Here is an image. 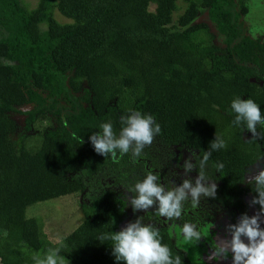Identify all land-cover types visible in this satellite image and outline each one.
<instances>
[{
	"label": "trees",
	"instance_id": "obj_1",
	"mask_svg": "<svg viewBox=\"0 0 264 264\" xmlns=\"http://www.w3.org/2000/svg\"><path fill=\"white\" fill-rule=\"evenodd\" d=\"M203 10L210 24L195 21ZM248 12L246 0H37L34 7L0 0V264H34L57 247L65 264H124L112 241L97 238L120 231L129 213L152 227L160 215L155 206L134 212L117 189L132 197L152 173L171 190L169 163L151 145L135 158L118 151L113 161L89 138L103 123L118 137L121 117L134 111L154 117L158 144L194 152L197 176L211 151L203 171L217 185L213 205L242 209L246 192L257 195L246 175L253 164L264 167V125L253 138L233 124L231 108L233 99L250 98L264 115V41L247 33ZM12 113L24 114L20 129ZM215 134L226 148L211 150ZM82 193L78 223L57 241L26 216L38 202ZM193 207L209 217L206 204L183 202ZM153 228L189 264L165 228Z\"/></svg>",
	"mask_w": 264,
	"mask_h": 264
},
{
	"label": "clouds",
	"instance_id": "obj_2",
	"mask_svg": "<svg viewBox=\"0 0 264 264\" xmlns=\"http://www.w3.org/2000/svg\"><path fill=\"white\" fill-rule=\"evenodd\" d=\"M5 66L11 61H5ZM231 108L235 112L233 124L240 126L242 123L257 137V124L264 125V115L260 106L252 99H233ZM125 125L119 136L113 131L111 123H103L97 131L91 134L90 142L97 154L104 157L111 155L116 161L117 152L121 155L132 152L133 158L142 154L145 146L151 145L161 129L155 123L150 114L131 112L121 117ZM78 139V138H77ZM264 139V135L259 136ZM212 151L226 148L223 138L215 134V139L210 142ZM211 151L204 154L199 161L198 176L193 183L191 179H184L182 183L172 190L165 188L158 182L159 177L149 173L141 181L136 183L134 192L130 199L133 211L148 210L155 206L160 216L168 219L179 218L182 214L183 202L191 198L194 205L199 204L201 197H216L217 185L215 182L208 183L209 179L204 174ZM185 174L194 169L190 160L184 162ZM223 168V164H218ZM248 184L255 185L256 196L250 201V205H260L259 211L252 216L242 214L238 222L228 224L227 232L231 234L230 239H220L209 253V260L227 259L232 255L233 264H264V228L261 222L264 220V168H260L255 174L250 170L246 176ZM184 237L189 241L199 242L202 238L201 231L194 223H185L182 227ZM242 237H246L245 243ZM99 241H112V255L116 261L124 264H183L179 256L173 257L170 248L161 243L162 237L157 229L150 225H144L139 219L130 222L114 234L104 233L98 238ZM65 257L61 255L59 247L49 249L43 259L38 255L33 257L34 264H65Z\"/></svg>",
	"mask_w": 264,
	"mask_h": 264
},
{
	"label": "rangeland",
	"instance_id": "obj_3",
	"mask_svg": "<svg viewBox=\"0 0 264 264\" xmlns=\"http://www.w3.org/2000/svg\"><path fill=\"white\" fill-rule=\"evenodd\" d=\"M28 7H34L37 0H21ZM249 12L243 17L244 24L247 28V33L254 38H258L264 41V0H246ZM183 7V4H180ZM56 19L59 21H66V19L59 14H55ZM176 17V14L174 15ZM197 22H207L208 18L206 11H201L197 18L195 19ZM43 28V26H42ZM3 36L2 29L0 28V37ZM21 110L28 109V106L20 107ZM19 109V110H20ZM15 121L18 123V129L23 126L24 114L12 113ZM36 131V130H35ZM155 148V154L159 157H162L164 162L175 161V157L178 159V164L170 163L169 169L174 172L173 183L176 186L180 185L184 179H191L192 182H195L196 175L192 172L185 174L184 171V162L186 160L192 161V156L194 152L188 149L185 146L181 147H163L157 143L156 140H153L151 144ZM118 193H120L123 197L126 198L127 201L130 200L129 193L119 187ZM90 193H93L94 190L89 189ZM88 198L84 197V194L76 195V196H61L58 198L50 199L43 202H38L32 206H30L26 211V216H35L42 222L43 231L46 236L51 240H59L60 237L68 234L72 229L75 228L78 220L81 217L80 206L87 202ZM129 213V212H128ZM249 216L255 215L257 212L250 208L247 210ZM219 216H222V211H220ZM131 214L126 218V221L121 226L123 229L130 223ZM220 224L229 223L228 221L220 218ZM261 228H264V220L261 222ZM182 236H180L181 238Z\"/></svg>",
	"mask_w": 264,
	"mask_h": 264
},
{
	"label": "flooded vegetation",
	"instance_id": "obj_4",
	"mask_svg": "<svg viewBox=\"0 0 264 264\" xmlns=\"http://www.w3.org/2000/svg\"><path fill=\"white\" fill-rule=\"evenodd\" d=\"M170 147H176V146H170ZM170 147H167V148H170ZM178 162L179 161L176 159L175 161L170 160L169 162H166V163H169V165L163 167L164 171L167 169V172L170 173V176H168L167 179H168L171 190L175 188V185L172 182L174 172H172L169 169V167H170V163L178 164ZM261 165L262 164H258V163L253 164L250 168V170L252 171V174H255L260 168H262L263 166ZM150 169L152 170L153 168H150ZM193 173L197 176V174L194 172V169H193ZM174 177H176V174ZM159 181L161 183L163 182L162 180H159ZM208 183H211V182H208ZM126 191L127 190H124L125 193ZM127 192L129 193V198L131 199L130 197L131 192L130 191H127ZM242 197H243L242 199L243 208L237 209L234 206H222L220 204L213 205L211 201L209 200V197L202 196L199 203L204 204V205L206 204V207H208L207 210L210 214L209 217L204 218L198 212L193 214L192 210H195L194 208L196 207H193L188 210H186L185 208H182L181 216L179 218H175V220H173L172 222H169L165 218L160 216L159 220H153L152 222L148 221V223L152 224L153 227L156 226L157 228L158 227L165 228V232L168 234V237L171 239V242H173L176 249L181 251V253L185 257V260L189 264H233L231 254H229L227 259L221 258L219 260H209L208 256H209V253L213 251L212 248L217 244V242L220 239H230L231 238V234L227 232V229H226V226L228 224L237 223L241 215L247 213V210L250 208L254 209L256 212L259 211L260 206L256 204L250 205V201L252 200L250 192H246ZM220 211H222V216H219ZM184 212L189 213L190 214L189 217H186V216L183 217ZM220 218L228 221L229 223L220 224L219 223ZM130 222H132V218L130 219ZM185 223H194L197 225V228L202 233V238L199 242L189 241L184 237L183 232H182V227ZM180 236L182 237L180 238ZM242 239L244 240L245 243H248V240L246 237H242Z\"/></svg>",
	"mask_w": 264,
	"mask_h": 264
}]
</instances>
